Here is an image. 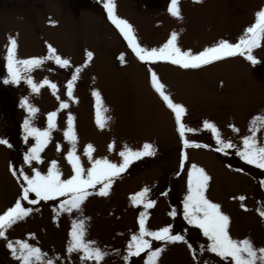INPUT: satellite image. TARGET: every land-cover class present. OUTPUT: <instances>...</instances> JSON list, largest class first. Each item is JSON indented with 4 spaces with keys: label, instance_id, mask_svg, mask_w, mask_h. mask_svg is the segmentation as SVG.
Returning <instances> with one entry per match:
<instances>
[{
    "label": "rangeland",
    "instance_id": "rangeland-1",
    "mask_svg": "<svg viewBox=\"0 0 264 264\" xmlns=\"http://www.w3.org/2000/svg\"><path fill=\"white\" fill-rule=\"evenodd\" d=\"M95 2L93 6L80 0H0V138L12 145L0 144V214L21 196L22 185L12 168L29 175L35 168L46 174L55 161L62 179L73 174L66 158L72 145L64 137L69 115L74 118L77 136L75 154L85 169L91 167L85 155L88 144L93 146V159L107 158L117 164L122 163L120 151L142 150L145 143L154 146L155 155L132 162L114 178L109 195L89 196L82 212L57 216L54 210L59 207L58 200L35 205L22 202L33 211L7 229L6 238H0V264H19L6 246L16 240L39 247L55 264H82L80 252L66 251L72 222L78 219L86 222V240L94 241L106 253L100 264H144L145 253L127 262L124 259L128 241L139 231L141 213L146 214L149 230L171 226L173 234L183 235L187 241H152L153 250L164 249L157 264H231L230 258L201 252L206 238L183 218L187 173L193 164L210 176L206 196L229 216L231 237L249 239L256 248L264 247V217L258 211L264 208V170L245 163L235 154L236 148L228 149V154L217 152L210 130L203 127L205 121L214 124L225 142L239 147L249 134L252 118L264 116V39L252 50L255 64L239 55L198 69H183L166 61L148 64L136 58L108 19L105 0ZM112 2L117 17L132 25L142 47H161L175 32L181 50L194 54L220 40L238 42L255 22V14L264 8V0H178L180 16L173 17L168 11L171 0ZM9 38L17 42L18 60L46 57L51 45L57 55L70 61L68 68H62L45 60L30 73L37 83L47 79L56 84L55 94L48 86L33 94L23 79L19 84L4 83L9 78ZM89 51L93 53L90 61L86 56ZM76 68L81 71L69 97L66 85ZM150 70L157 74L166 94L186 108L182 122L196 130L186 139L207 147L183 146L174 113L152 87ZM94 91L100 93L102 107L107 109L102 116L109 117L102 129L96 124ZM25 97L38 109L32 123L39 129H46L48 114L57 112L56 126L40 153L41 162L31 165L24 163L25 154L35 144L32 137L24 139L23 121L28 113L21 107V100ZM61 103L67 107L62 109ZM257 136L264 143V130ZM109 145H113L111 150ZM182 153L187 156L183 168ZM146 188V199L153 201V206L133 204L131 197ZM241 196L245 197L243 201ZM30 198H35L34 194ZM173 211L176 216L170 215Z\"/></svg>",
    "mask_w": 264,
    "mask_h": 264
},
{
    "label": "snow or ice",
    "instance_id": "snow-or-ice-1",
    "mask_svg": "<svg viewBox=\"0 0 264 264\" xmlns=\"http://www.w3.org/2000/svg\"><path fill=\"white\" fill-rule=\"evenodd\" d=\"M200 2V0H197ZM104 9L107 12L108 19L116 26L124 40L127 41L128 47L135 54L136 58L144 63H156L166 61L173 65H177L183 69H198L202 66L209 65L215 61L225 58L235 57L237 55L244 56L248 61L255 64L252 50L260 45L264 39V8L255 14V22L248 27L238 42L231 43L227 40H220L214 46L205 47L198 53L191 50L182 51L177 44V34L173 32L171 37L161 47H153L151 49L142 47L137 41L132 25L124 19H120L115 14V4L112 0H105ZM169 13L173 17L180 16L178 0H171L168 8ZM17 42L15 39L9 38V46L7 48V71L8 79L4 83L19 84L21 79L29 86L33 94L39 93L40 89L48 86L53 90L57 89V85L51 83L47 79L40 83L34 81L30 73L40 68L45 60L54 61L55 64L62 68H68L70 61L56 54V49L51 45L48 46V55L41 58H30L18 60L16 58ZM87 59L90 61L93 57L92 52L86 53ZM121 61L124 57L121 56ZM81 68H76L71 75V79L67 82V95L72 97L75 81ZM151 84L153 89L159 94L167 107L174 113L176 131L185 148L188 147H207L198 143H192L186 139L188 133L196 131L191 127H187L182 122V117L186 114V108L179 103H175L173 99L166 94L163 83L160 82L157 74L151 71ZM92 95L96 99V124L101 129L109 117L102 116V112L107 109L102 107L100 93L94 91ZM21 107L28 113L23 121L24 139L27 141L29 137L35 140V144L30 147L24 156V163L31 165L33 161L41 162V151L45 148L51 138V131L55 128L54 120L57 112L53 111L47 116V128L39 129L32 123L38 109L32 106L28 98L21 100ZM60 107L66 108L67 104L61 103ZM73 117L67 118V129L64 131V137L72 145L67 153V160L71 165L72 175L67 179H62V173L58 169L55 161L51 163L46 174L33 168L32 174H26L23 170L17 171L12 168V173L16 176L22 185L21 196L9 207L3 214H0V238H6L7 229L11 228L18 221L29 216L33 211L30 207H25L22 202L26 201L30 205H35L40 201L58 200L59 207L54 210L55 215L61 213H71L72 211H81L82 205L86 199L97 194L102 197L109 195V189L115 177H118L125 171L129 165L144 157L155 155V149L152 144L145 143L142 150H132L125 148L120 151L122 163H113L107 158L93 159V146L88 144L85 148V155L88 156L91 167L83 168L80 158L75 154V144L77 141L76 132L74 130ZM203 127L210 130L216 141L217 152L227 153L228 149L236 148V155L239 156L248 165L255 166L264 170V143L259 141L257 133L264 130V116H255L249 122L248 135L242 138L241 146L237 147L231 141L225 142L218 134L217 127L205 121ZM234 131L238 132L235 126H230ZM0 144H4L9 148L12 145L5 138H0ZM113 145H109V150ZM187 156L181 154V167L183 168ZM210 176L206 171L193 164L187 173V194L183 199V218L189 225L199 229L203 237L206 238L207 244L200 246V251H208L218 257L228 260L231 264H264V247L256 248L249 239L236 240L233 239L229 232L230 218L221 211V206L212 202L206 196V190L210 181ZM264 185V181H261ZM99 191L94 193L97 186ZM149 190L146 188L131 197L133 204H143L145 208L153 206V201L146 199ZM30 194H34L35 198H30ZM62 198V199H59ZM244 200L245 197H239ZM259 214L264 217V208L259 209ZM176 216L177 212L170 213ZM86 222L84 219H78L72 222L71 231L69 232V240L66 251L71 254L73 252L81 253L82 264L88 260H93L94 264H100L106 253L99 247L95 246L94 241L86 240ZM152 241L161 242H185L183 235L172 233L171 226L162 227L159 230L151 231L146 227V214L141 213L139 218V231L133 234L127 244V255L124 257L127 262L131 257H140L141 253L146 254L144 264H157L163 248L157 247L153 250ZM14 260H18L19 264H55L52 258H47V254L42 252L39 247L33 246L24 240L8 241L6 244ZM192 249V245L189 244ZM195 258V257H194Z\"/></svg>",
    "mask_w": 264,
    "mask_h": 264
},
{
    "label": "trees",
    "instance_id": "trees-1",
    "mask_svg": "<svg viewBox=\"0 0 264 264\" xmlns=\"http://www.w3.org/2000/svg\"><path fill=\"white\" fill-rule=\"evenodd\" d=\"M82 3H84L85 4V2L87 3V4H92L93 6H95V4L94 3H96L95 2V0H80Z\"/></svg>",
    "mask_w": 264,
    "mask_h": 264
}]
</instances>
